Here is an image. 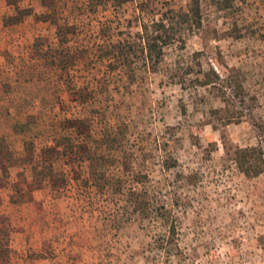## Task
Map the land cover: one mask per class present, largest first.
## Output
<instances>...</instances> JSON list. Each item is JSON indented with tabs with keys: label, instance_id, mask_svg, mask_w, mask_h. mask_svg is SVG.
Masks as SVG:
<instances>
[{
	"label": "rangeland",
	"instance_id": "1",
	"mask_svg": "<svg viewBox=\"0 0 264 264\" xmlns=\"http://www.w3.org/2000/svg\"><path fill=\"white\" fill-rule=\"evenodd\" d=\"M147 2V18L185 6V0ZM201 4V25L187 30L185 46L166 47L158 72L141 75L138 68L129 78L125 69L112 72L99 48L117 41L120 30H138L134 3L111 15L94 0H19L28 14L11 22L17 10L0 0V140L12 164L10 178L0 177V215L14 226L10 264H153L149 244L163 223L124 209L130 189L124 154L148 176L152 197L176 216L184 257L173 258L175 264H264V173L247 176L234 162L238 148L264 144V0ZM44 12L70 27L64 47L74 61L65 70L41 58L49 43L52 54L59 48L56 24ZM196 51L205 69L234 76L244 88L234 101L240 120L226 124L211 113L223 106L217 92L169 78ZM72 116L88 120L82 136L63 130L61 121ZM87 133L82 150L94 146L106 156L104 192L82 186L83 202L76 203L73 184L61 193L48 181L29 184L28 146L39 152L64 134L78 144ZM166 156L175 158L174 167H163ZM86 157L71 166L56 160L55 167L82 175L90 170ZM18 180L29 200L13 203Z\"/></svg>",
	"mask_w": 264,
	"mask_h": 264
},
{
	"label": "trees",
	"instance_id": "2",
	"mask_svg": "<svg viewBox=\"0 0 264 264\" xmlns=\"http://www.w3.org/2000/svg\"><path fill=\"white\" fill-rule=\"evenodd\" d=\"M8 3L15 6L17 13L10 16V21H21V14L29 10L20 8L19 0H8ZM97 5L99 3L105 5L111 12V15H117L124 4H135V16L138 30L133 32L120 30V38L117 41L109 42L108 45L100 46L99 56L108 60V68L112 72L125 69L128 77L134 78L138 75V68L141 75H149L160 70V64L165 55L166 47L182 44L185 46V33L193 26L199 27L202 19V4L201 0H185V6L180 11L159 12L158 18H147L149 13V2L147 0H94ZM159 10H162L161 8ZM25 14H28L25 13ZM45 20H52L56 24V38L58 40V50L52 54V43H49L50 51L41 55L48 64L60 62L62 70L68 68L72 63V57L67 53L66 34L70 27L66 23H59L54 16L44 12ZM122 20L116 24L118 27ZM123 22V21H122ZM128 26L131 27L132 20H127ZM111 27L113 24L110 25ZM119 29V28H118ZM203 52L196 51L192 55V59L188 63L176 64L174 69L169 70V78L173 82L185 85V81L192 82L193 87H207L217 92L218 97L222 100L223 106L211 109L212 114H216L223 123H231L238 121L242 117V112L236 111L237 106L234 101L238 97V92L245 94V90L240 84L233 83L234 76H225L224 78L214 68L205 69L203 67L202 58ZM75 59V58H74ZM32 63L33 61L31 59ZM30 63V62H29ZM67 83V81H65ZM72 84H66L69 87ZM77 85V84H75ZM75 87V86H73ZM231 88L228 93L226 88ZM71 88V87H70ZM83 99V98H82ZM84 117H67L61 121L64 131L73 130L71 133L82 136L85 133L84 127L87 123ZM86 141L76 144L70 134H64L57 139L54 145H49L42 148L39 152L28 146V154L24 156V161L32 166L33 178L29 182L30 185L37 188L41 187L46 181L51 182L52 188L57 193H61L69 185L73 184L76 203L83 202V187L96 189L100 192L105 191L106 185L109 183L107 176V160L105 154L100 152V148L90 147L82 150V146L88 144L92 137L91 134H85ZM32 145V143H31ZM2 141L0 140V177L8 180L10 178V169L12 164L10 159L4 154L2 149ZM86 155L90 161V170L85 174H80L76 168H71L68 171L58 170L55 167L56 160L65 159L66 163L71 166L72 162ZM132 156V154H131ZM9 160V161H8ZM122 167L127 174V181L130 184V189L124 199V209L127 213L132 211L140 218H150L153 220L160 219L164 229L153 239L152 244H149L151 249H154L153 264H175L173 258L184 257L183 251L180 248L181 229L177 222L176 216L168 209L166 204L160 203L159 199L152 193L147 186L148 176L136 171L135 166L130 161L128 154L122 157ZM234 162L237 167L247 176H258L264 173V144L259 142L255 146L240 147L235 152ZM176 165V160L172 156H166L163 159V167L171 168ZM21 173L18 174L20 176ZM115 179V178H114ZM119 181V182H118ZM117 183H123L122 180H116ZM19 180L14 182L13 192L10 199L13 203H22L28 201L25 195L19 188ZM75 186V189H74ZM14 226L11 219L6 214L0 215V264H10L12 247V236Z\"/></svg>",
	"mask_w": 264,
	"mask_h": 264
}]
</instances>
